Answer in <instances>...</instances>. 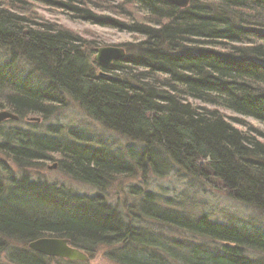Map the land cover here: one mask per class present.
Here are the masks:
<instances>
[{
    "label": "trees",
    "instance_id": "1",
    "mask_svg": "<svg viewBox=\"0 0 264 264\" xmlns=\"http://www.w3.org/2000/svg\"><path fill=\"white\" fill-rule=\"evenodd\" d=\"M107 2L0 0V49L6 57L0 65V111L18 119L45 117L66 95L103 128L139 144L138 155L127 151L125 157L74 132L57 138L0 126V154L21 172L7 186L0 179V251L5 240L29 244L54 237L89 256L105 247V258L114 264H264L246 254L264 253V229L256 226L163 207L153 193L136 187L129 194L137 199L118 208L102 194L78 195L29 179L32 164L54 156L66 176L100 193L135 170L157 174L173 167L264 214V144L234 128L242 122H227L220 112L264 126V0H189L184 9L165 0ZM32 3L141 41L122 61L100 68L108 76L99 75L85 42L62 27L33 20ZM91 7L131 20L97 16ZM130 8L143 20L131 18ZM0 170L8 172L3 164ZM171 230L192 239L165 234ZM8 256L13 264L47 260L30 249Z\"/></svg>",
    "mask_w": 264,
    "mask_h": 264
},
{
    "label": "rangeland",
    "instance_id": "2",
    "mask_svg": "<svg viewBox=\"0 0 264 264\" xmlns=\"http://www.w3.org/2000/svg\"><path fill=\"white\" fill-rule=\"evenodd\" d=\"M91 1L101 5L106 4L107 1V3L111 5L121 2V0ZM30 5L32 6V13H30V16L33 20L37 17L44 23L62 27L85 42V45H83L84 51L89 56V61L94 67V71L99 73V75L103 74L104 76H108L106 73L100 71V67L94 62L97 49L104 47L120 48L124 50L125 57L130 47L141 41V38L137 35L74 18L69 12L58 7L38 3H32ZM91 9L97 16L117 19L124 22L129 19L126 16H116L114 13H110L100 7H91ZM130 9L132 12L130 14L131 18L139 21L143 20L144 16L142 13L137 9L135 10V8ZM3 51L4 50L0 49V65L6 61ZM18 68L23 69L24 72L28 70V67L24 64H19ZM62 100L63 103L52 106L49 113H45V117L34 114L26 115L24 118L18 119V121H5L0 124V126H2L1 130L6 131L11 128H20L22 130H32L36 133L49 132L48 134H50L51 132L52 135H50L57 138H64L70 132H74L81 134L80 136L85 137L86 141L90 144L92 143L93 146L104 145L113 153L126 154L128 151L138 155V143H134L106 130L99 123L90 119L79 105L66 95H63ZM193 104L198 105L199 103L193 102ZM208 109H212V107H208ZM220 112L226 117L225 119L227 122L232 123V119L242 122L241 125L234 123V128L242 132H247L250 137L264 144V138L254 132L259 131L264 134L263 125L250 118H243L228 111L220 110ZM125 154L123 155L125 156ZM128 162H130V160H128ZM0 164L5 165L8 169V172L0 170V174L2 173L0 179L2 178V183L5 186H7L12 178L18 179L21 176V172H19L11 161L2 154H0ZM26 173L32 181L63 187L78 195L90 197L95 195L101 196L102 194V197L108 204L118 208H124L137 199H133V196L129 194L130 187H136L141 192L148 191L153 193L158 203L163 207L170 206L171 208L178 209L191 216L205 214L210 219L219 222H227L231 219L234 223L237 222L245 224L248 227L256 226L257 229H264L263 213L249 205L231 199L219 186H216V188H207L202 183L195 182L186 177L173 167L165 171V173L162 171L157 174L151 172L143 174L141 171L135 170L130 173V175L119 176L112 180L102 193L93 187L76 182L72 178L66 176L60 168L58 156H54L53 159L43 161L42 163L32 164V167L30 166V168L26 170ZM149 226L154 228V230L158 229L155 226ZM165 234L175 238L183 237L192 239L188 234H181L173 230L166 231ZM207 243H210V241H207ZM1 247L0 264H13L8 256L12 251L24 249L29 251L28 244H23L15 239L5 240ZM79 251L87 256V262H69L59 258L46 257L47 260H45L44 264H114L105 258L104 254L107 251L105 247L98 248L91 256L82 250ZM246 254L253 260L264 262V253L247 251Z\"/></svg>",
    "mask_w": 264,
    "mask_h": 264
},
{
    "label": "water",
    "instance_id": "3",
    "mask_svg": "<svg viewBox=\"0 0 264 264\" xmlns=\"http://www.w3.org/2000/svg\"><path fill=\"white\" fill-rule=\"evenodd\" d=\"M173 6L184 9L189 0H165ZM124 59V50L114 47H104L96 50L94 62L100 68H108L113 63ZM264 98V92L262 94ZM5 121H18V117L5 110L0 111V124ZM28 249L46 257H54L69 262H87V256L70 246L69 241L59 238H40L28 244Z\"/></svg>",
    "mask_w": 264,
    "mask_h": 264
},
{
    "label": "bare ground",
    "instance_id": "4",
    "mask_svg": "<svg viewBox=\"0 0 264 264\" xmlns=\"http://www.w3.org/2000/svg\"><path fill=\"white\" fill-rule=\"evenodd\" d=\"M47 238V237H46ZM49 238H54V237H49ZM44 257H46V256H44ZM50 258H54V257H50Z\"/></svg>",
    "mask_w": 264,
    "mask_h": 264
},
{
    "label": "flooded vegetation",
    "instance_id": "5",
    "mask_svg": "<svg viewBox=\"0 0 264 264\" xmlns=\"http://www.w3.org/2000/svg\"><path fill=\"white\" fill-rule=\"evenodd\" d=\"M38 254V253H37ZM40 255V254H39ZM43 256V255H42Z\"/></svg>",
    "mask_w": 264,
    "mask_h": 264
}]
</instances>
